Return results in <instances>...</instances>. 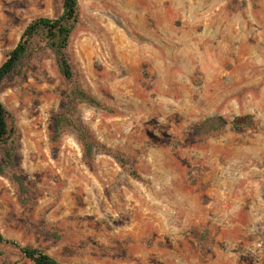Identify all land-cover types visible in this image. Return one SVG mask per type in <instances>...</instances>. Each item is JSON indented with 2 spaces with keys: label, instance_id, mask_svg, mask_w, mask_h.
<instances>
[{
  "label": "rangeland",
  "instance_id": "rangeland-1",
  "mask_svg": "<svg viewBox=\"0 0 264 264\" xmlns=\"http://www.w3.org/2000/svg\"><path fill=\"white\" fill-rule=\"evenodd\" d=\"M64 79L41 35L0 85V233L62 264H264V0H78ZM62 0H0V65ZM74 83L103 108L67 117ZM219 116L222 126L200 134ZM249 116L248 124L244 117ZM241 118L243 127L231 122ZM0 264H33L0 244Z\"/></svg>",
  "mask_w": 264,
  "mask_h": 264
},
{
  "label": "trees",
  "instance_id": "trees-1",
  "mask_svg": "<svg viewBox=\"0 0 264 264\" xmlns=\"http://www.w3.org/2000/svg\"><path fill=\"white\" fill-rule=\"evenodd\" d=\"M78 15V0H62V12L59 16L52 19L41 17L30 22L21 34L17 45L7 53L5 60L0 65V85L4 78L16 68L19 61L27 54L32 39L37 35L42 36L45 47L53 54L60 75L68 81H73V71L66 56V49L70 36L78 23ZM67 99L65 110L56 119L55 130L58 131L62 126H68L82 151L84 160L89 165H92L97 143L67 115L75 102L84 103L95 108H103V106L78 83H74L72 89L67 94ZM249 118V116L244 117V124L249 123ZM221 120L222 118L219 116L207 118L198 125L197 130L200 134H209L217 131L222 126ZM240 120L241 118H235L231 122L235 130H240L243 127V124H240ZM14 131V128L9 123L8 112L0 101V151L7 165L12 164L7 143L11 135L14 134ZM2 243L17 248L33 264H62L46 253L36 248L21 246L14 240L4 238L0 233V244Z\"/></svg>",
  "mask_w": 264,
  "mask_h": 264
}]
</instances>
